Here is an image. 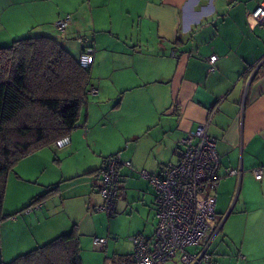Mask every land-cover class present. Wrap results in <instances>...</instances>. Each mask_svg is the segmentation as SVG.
<instances>
[{"label":"crops","instance_id":"crops-1","mask_svg":"<svg viewBox=\"0 0 264 264\" xmlns=\"http://www.w3.org/2000/svg\"><path fill=\"white\" fill-rule=\"evenodd\" d=\"M258 2L0 0V46L37 28L43 34L56 30L54 24L70 16L68 26L93 47L89 86L97 95L87 96L70 144L63 148L72 170L60 173V206L52 216L63 209L71 214L74 199L66 202L71 191L83 214L94 211L101 202L96 171L107 157L123 148L131 166H120L119 173L141 167L159 174L176 161L180 141L209 120L207 134L220 159L216 219L224 217L221 231L229 223L223 237L237 247L241 264H264V173L259 180L252 173L264 172V24L251 16ZM106 23L108 38L100 35L106 33ZM213 55L217 58L211 64ZM229 168L241 169V176L228 175ZM129 183L121 178L119 191ZM124 196L129 203L126 192ZM50 217L40 211L28 215L22 219L24 229L12 217L8 228L18 238L12 248L36 242L29 229ZM73 221L68 216L65 222L45 225L39 239L77 230ZM5 228L1 224V245Z\"/></svg>","mask_w":264,"mask_h":264},{"label":"rangeland","instance_id":"rangeland-1","mask_svg":"<svg viewBox=\"0 0 264 264\" xmlns=\"http://www.w3.org/2000/svg\"><path fill=\"white\" fill-rule=\"evenodd\" d=\"M101 25L103 26L105 23L102 22ZM47 27H49V25ZM71 27L72 25L70 24L65 29L64 33H60L56 30H49L44 34L37 28L29 34L27 33L28 35L19 34L18 36L22 37L16 38L48 36L58 41L75 57L78 54L80 46L81 48L85 45L88 46L90 45V41L85 35L81 36L79 40L76 31H73ZM106 27V33L100 35L108 38V23H106ZM95 30L98 32V29ZM86 36H91V34L87 33ZM85 38L88 39V43L84 41ZM11 42L12 41H9L5 46H8ZM83 113L84 107L82 109V114ZM122 145L124 147V144ZM121 151H123L122 153L120 152L122 154L121 158L125 160L123 148ZM64 153V149H56L50 146L41 147L24 155L9 171L6 179V190L2 207V214L6 217L3 222L6 228L3 230V245L0 244V262L8 263L18 255L49 242L52 240L50 239L51 237L39 239V237L41 238L40 233L42 231L44 232L46 226L51 227L53 224L57 225L58 223L65 222V219L69 216L71 219L74 218L73 222L76 221L82 264H133L130 257L133 245L130 239L136 235L151 237L156 226L155 192L148 179L141 175L143 171L149 174L148 170L140 167L129 172L125 168L119 173L121 178L124 177V179L128 180L130 183L126 191H119L117 197V211L113 215L107 216L105 213L93 210L89 211L88 209L84 210L85 214H83V211H80L77 207L79 203L78 198H76L74 192L71 191L67 198L68 201H66L67 199H65V196L62 197L63 202H69L74 199L71 201L73 203V205L71 204V214H69L67 209H63L58 212V214L52 216L54 212L59 210L60 198L56 196L55 193L49 195V192L54 187H59L61 185V180L59 179L61 171L72 170V166L70 165L72 159L66 157ZM125 192L128 195L129 203L125 202ZM216 195L217 191L215 196ZM36 199L43 200L41 203H32ZM139 199L140 201H138ZM234 203L235 200L233 199L229 210L233 209ZM39 204L42 205V209L35 210ZM27 207L29 208L25 210ZM56 207L57 209L54 211ZM30 209L32 211L28 212ZM39 211L41 214L50 215L51 217L47 219L48 221H45L44 225H41V227L36 226L29 229V232L33 234L32 236L38 238L37 241H34V243L30 241L29 245L21 242V245L16 247L17 249L12 248V245H14L13 243L18 242V238L16 237L17 235L8 228L9 225L13 227L9 222L11 220L9 216L14 215V217L21 220L18 225L24 229L26 221L24 222L22 219L28 217V215L34 217L38 215ZM216 223L217 227H219V232L214 237L208 249L209 260L207 264H241L242 262H240L237 255V247L223 237V234L229 227V223L226 224L223 231L221 230L224 225V217L222 216L219 221L216 219ZM72 226L73 225H71V227ZM45 236L46 235H44V237ZM23 237V233L20 232L19 241L20 239L23 241ZM96 237L107 239V248L105 251H100L94 247L93 239ZM184 250L188 253H197L200 247L188 246ZM180 256L181 254L178 253L174 258L168 260L164 264H182Z\"/></svg>","mask_w":264,"mask_h":264},{"label":"trees","instance_id":"trees-1","mask_svg":"<svg viewBox=\"0 0 264 264\" xmlns=\"http://www.w3.org/2000/svg\"><path fill=\"white\" fill-rule=\"evenodd\" d=\"M89 70L48 36L24 37L0 46V227L6 219L2 207L9 171L24 155L53 147L77 127L89 96ZM53 193H58V186L49 195ZM0 264H82L77 230Z\"/></svg>","mask_w":264,"mask_h":264},{"label":"built area","instance_id":"built-area-1","mask_svg":"<svg viewBox=\"0 0 264 264\" xmlns=\"http://www.w3.org/2000/svg\"><path fill=\"white\" fill-rule=\"evenodd\" d=\"M251 16L264 24V0H259ZM70 22V16L59 19L54 27L64 33ZM88 43V39H84ZM177 56V55H174ZM213 55L209 62L216 60ZM262 63V62H261ZM260 63V64H261ZM81 68L90 69L93 64V47L86 46L78 55ZM88 95H97L90 86ZM209 120L199 123L181 141L176 161L165 165L159 174L150 175L143 171L141 175L148 179L155 192L156 226L151 237L136 235L131 238L133 245V264H164L181 254L182 264H207L208 249L219 232L215 216V191L219 184L220 159L216 143L207 134ZM70 144L66 135L53 144L63 149ZM130 167L131 163L114 154L107 158L104 168L97 175V187L101 202L94 211L113 215L117 211V197L120 189L119 167ZM228 175L240 177L241 169L227 170ZM255 179L262 178V170L252 171ZM40 206L38 205L36 209ZM32 209V208H31ZM30 209V210H31ZM93 245L100 251L107 248L106 238H94ZM188 246H199L197 253L185 252Z\"/></svg>","mask_w":264,"mask_h":264}]
</instances>
